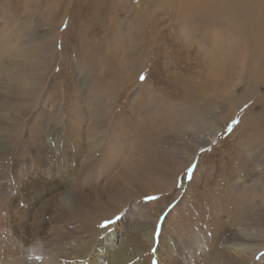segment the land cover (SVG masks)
Listing matches in <instances>:
<instances>
[{
	"label": "rangeland",
	"instance_id": "1",
	"mask_svg": "<svg viewBox=\"0 0 264 264\" xmlns=\"http://www.w3.org/2000/svg\"><path fill=\"white\" fill-rule=\"evenodd\" d=\"M93 1L0 0V264H23L15 230L21 215L9 198L34 209L55 188L42 179L63 177L60 167L74 207L34 209L28 218L51 248L70 252L112 235L102 264H264V55L254 51L249 28L237 31L247 64L226 93L236 71L225 50L208 58L203 51L197 60L191 51L190 66L172 51L217 45L210 35L199 40L201 32L231 34L238 26L233 7L257 8L264 0H212L210 9L194 0H156L149 24L160 29L145 38L126 3L113 13L124 20L96 33L104 14L92 21ZM189 6L177 21L167 10ZM214 14L221 32L212 28L219 26ZM180 34L187 42L168 46ZM216 130L199 149L200 136ZM242 137L248 145L236 150ZM105 220L112 222L100 227ZM91 253L67 260L92 264Z\"/></svg>",
	"mask_w": 264,
	"mask_h": 264
},
{
	"label": "bare ground",
	"instance_id": "2",
	"mask_svg": "<svg viewBox=\"0 0 264 264\" xmlns=\"http://www.w3.org/2000/svg\"><path fill=\"white\" fill-rule=\"evenodd\" d=\"M53 1V0H51ZM159 1V0H158ZM196 4H198V6H201L204 4V6H206L207 4V8L210 9L212 7V0H194ZM193 1V2H194ZM258 1V0H257ZM76 2V1H75ZM161 2V1H160ZM165 2V1H164ZM193 2L191 1V5H193ZM207 2V3H206ZM239 2V1H238ZM69 3V1H68ZM126 3L127 4V7L129 8H132V11H134L135 13V16L133 19H135V22H137L140 26V33L139 35L141 37H150V36H153L156 34V32H158V28L159 26H153V25H150L149 22L150 21H153L155 22V16H154V10H155V6H156V0H149V1H146V3H141V2H137L134 4L133 3V0H94L93 1V5L91 6L93 9V11H95L94 14H91V19L92 21L94 20H98L99 18V14H104L103 16H101V24L103 25L101 28H100V32L99 31H96V33H105L107 30H111V28H115L114 24L119 20H124V18H120V16L118 14H116V19L117 21H115V19L113 18V13H116V10H118V8L120 7V5ZM194 3V5H195ZM215 3V2H214ZM226 3V2H225ZM256 3V2H255ZM9 4V3H8ZM72 4V3H71ZM88 4V3H87ZM118 4V5H117ZM167 4V3H166ZM181 4V3H180ZM221 4V3H220ZM253 4V3H252ZM257 4V3H256ZM262 5L258 6L257 8L254 7V8H250V7H242L241 10H237L236 8L233 7V11H232V19L238 24L237 27H232L233 29L230 30L231 31V34H235V36H232L231 34H228V35H218L217 33L216 34H213V32H201V35H199V40H207L209 35L213 38V40L215 41L216 39H219V41H217V45H211V43L209 44H206L204 42H201L203 45H199V43H196L195 44L197 45L198 44V47H195V49H189V48H186L184 47V45H179V47L176 46V44H180V40H183L184 39V42L186 43L187 39L185 40V36H182L181 34L179 35V37L176 38V40L178 41H171V43L169 42L168 43V46H171V44H175L176 48H173L172 46V51L176 54H185L186 55H189L191 54V51H194L196 52V60L200 57H202L200 55V53H202L203 51H206L207 52V56L206 58H208V56L212 57V56H217L218 54H221L222 55V52L220 51H224V57H227L228 59L232 60L233 61V69L236 71V78L235 80L233 81L232 79H229L226 80V84H225V87H224V91H226V93H232L233 92V87L231 86H236L238 83V81L241 80V78L243 77V74H244V70L246 69V64H247V61H246V58H243V59H240L239 57V54H240V51H239V47L238 45L242 46L243 49H245V43H246V40L243 39L240 41L239 37H237V31L238 32H242V30L245 28V26L252 36L253 38V41H254V51L259 54V55H264V2L260 3ZM65 5V4H63ZM76 5V4H75ZM89 5V4H88ZM178 5V4H177ZM190 5V6H191ZM193 5V6H194ZM227 5V4H226ZM158 6V5H157ZM163 6V5H162ZM190 6L189 7H185V8H179V7H176V8H170V9H167L169 12V15L170 16H176L177 18H174L173 17V20L174 21H177V20H181L180 18L184 19L185 15H186V10L189 8L190 9ZM24 7V6H23ZM27 7V6H26ZM197 7V6H196ZM226 7V6H225ZM104 9V10H101V9ZM164 8H167V7H164ZM200 8V7H199ZM213 8V7H212ZM257 9V10H256ZM100 10L102 12H100ZM205 10V9H204ZM90 11V10H89ZM88 11V12H89ZM92 11V10H91ZM197 11V10H196ZM231 11V10H230ZM256 11V13L259 15V17L252 21L250 20V14L252 12ZM202 12V10L200 11ZM198 12V13H200ZM92 13V12H91ZM203 13V12H202ZM255 13V12H254ZM229 14V13H227ZM253 14V13H252ZM212 15V14H211ZM215 15V14H214ZM108 16H110V18H108ZM216 16V15H215ZM215 16L212 17L210 16L209 18L214 21H218L219 23V26L218 25H214L212 26V24L210 25L207 24V21H210L209 19L206 20L205 22V19H204V22L205 24L210 27L212 26L213 29L217 28V31L215 32H218V30H220L219 32H221L223 30V23L221 22V17L219 15L216 16V19H215ZM180 17V18H178ZM206 17V16H204ZM214 18V20H213ZM228 19V18H227ZM90 20V19H89ZM132 21V20H131ZM132 21L133 24H135L134 22ZM172 21V22H174ZM202 21V20H201ZM211 22V21H210ZM136 23V24H137ZM176 23V22H175ZM217 23V22H216ZM217 23V24H218ZM166 24V23H165ZM150 25V26H149ZM158 25V24H157ZM170 24L168 23L167 27L169 26ZM223 25V27H222ZM235 25V24H234ZM149 26V29H147V31H144L143 28L144 27H147L148 28ZM238 27H239V30H238ZM137 28V27H136ZM135 28V29H136ZM229 28V27H228ZM227 29V28H226ZM183 30V29H182ZM216 30V29H215ZM229 30V29H228ZM160 31V30H159ZM170 33V32H169ZM195 32H193L194 34ZM199 33V32H198ZM198 33H196L195 35H198ZM248 35V34H247ZM107 36V35H106ZM135 37H138V34H136L135 32ZM134 37V38H135ZM171 37V36H170ZM183 38V39H182ZM223 38V39H222ZM152 39V37H151ZM173 39V38H171ZM196 39V37H195ZM165 40V39H164ZM145 41V40H144ZM150 42V41H149ZM82 45V44H81ZM186 46V45H185ZM225 49H224V48ZM237 47V48H236ZM247 49H245L244 51H246ZM130 51H132L130 49ZM129 51V52H130ZM134 52V51H133ZM132 53V52H131ZM245 53V52H244ZM209 54V55H208ZM246 54V53H245ZM238 55V57H237ZM193 56V55H192ZM186 58L188 59V61H191L192 63L189 64V66L191 64H194V61H192V57L191 56H186ZM191 58V59H190ZM203 58V57H202ZM194 59V60H195ZM201 59V58H200ZM205 59V58H203ZM89 60H93V59H89ZM200 62V61H199ZM202 62V61H201ZM200 62V63H201ZM216 62V61H215ZM205 63V62H204ZM203 65V64H202ZM231 65V64H230ZM222 66V65H221ZM6 67V66H5ZM93 67V66H92ZM257 67V66H255ZM98 67L96 66V69ZM196 68V66H195ZM94 71H96L95 67L93 68ZM99 69V68H98ZM217 70V69H216ZM222 70H224V67L222 68ZM258 70V69H257ZM99 71V70H98ZM100 72V71H99ZM98 72V73H99ZM104 75V73H102ZM101 76V74H98ZM263 75H264V68H263ZM102 77V76H101ZM99 81H102V79H99ZM236 90V89H235ZM236 92V91H235ZM227 95V94H226ZM260 101V105L263 107V111H264V95L259 99ZM258 101V102H259ZM106 117V116H105ZM145 119V118H144ZM58 122V121H57ZM56 122V123H57ZM80 124V123H79ZM59 127V126H58ZM78 128V127H77ZM216 129V128H215ZM218 130L220 128H217ZM81 130V129H80ZM218 130L216 131H212L213 133L210 134V135H207V134H202L199 138L200 140V143H198V147L199 149L206 146L207 144L211 143L214 139V136L216 135V132H218ZM52 131V130H51ZM76 131V130H75ZM76 136L79 137L81 135V132L79 130H77V132H75ZM245 134V133H244ZM260 135V134H259ZM244 136V135H243ZM263 136V134H262ZM56 137V136H55ZM260 137V136H259ZM242 141L241 143H238L235 145V148L236 150L237 149H240L241 146H243L242 144H245L246 146L248 145L246 143V139H244V137H242ZM246 138V137H245ZM262 138V137H261ZM264 138V137H263ZM248 139V137H247ZM258 139V138H257ZM39 140V139H38ZM261 140V139H260ZM251 142V141H250ZM255 142V141H254ZM253 142V144H254ZM251 145V144H250ZM249 145V146H250ZM256 145V144H255ZM48 146V145H47ZM95 146V145H94ZM196 148V147H195ZM245 148V147H244ZM243 148V149H244ZM247 148V147H246ZM233 149V147H232ZM242 149V148H241ZM234 151V150H233ZM239 151V150H238ZM191 152V151H190ZM240 152V151H239ZM243 152V151H242ZM196 153V152H194ZM40 154V153H39ZM193 154V153H192ZM241 154V153H240ZM245 155V154H243ZM242 156V155H241ZM244 157V156H243ZM242 157V158H243ZM232 158V157H231ZM40 159V158H39ZM40 161V160H39ZM74 164V163H73ZM225 167V166H224ZM46 168V167H45ZM70 168V167H69ZM67 170V169H66ZM58 175H64L63 177L61 178H50V177H45L42 179V181L44 182V184H55V188L53 189H50L46 192V196L44 197V199H41L40 202H37V205L34 207V209H36L35 212H46L50 206H54V205H57V206H61V207H71L72 206V203L75 202V199L74 197H72V193L69 192V190H67V188L69 186H71L72 184L68 181V178H67V172H63L62 168L60 167L59 168V171H58ZM63 172V173H62ZM47 175H50V174H47ZM41 179V178H40ZM64 180V181H63ZM52 187V186H51ZM46 188V187H45ZM4 193V192H3ZM35 194V193H34ZM35 196V195H34ZM32 197V196H31ZM7 200V199H6ZM10 200V203H11V206L13 207L14 209V212L15 214L17 215V217H19L21 215V221L22 223H20L21 225L19 227H17L15 230H16V235L18 237V239L20 240V252H21V258L18 257V260H21L23 261V264H73V263H70L68 259H73L74 257H84L85 255H87L89 252L91 253L90 256L93 255L92 257V264H102L101 263V259L100 257L102 256L101 252L103 249L101 248H106L107 250L110 248V244L113 243V241L111 240L112 239V235H108L107 239L100 243V244H97L95 246L98 247V249L96 250H93V247L95 246H88V245H83V246H79L77 248H74L73 250H71L70 252H68L67 250H63V251H60L59 248H51L50 247V240H47L48 238V234L46 236L45 232L44 231H39V228H41V226H38L37 223H35L34 225L35 226H38L39 228L36 230V231H31L32 227L30 222H28V218L30 217L32 211L34 210L33 208H30L27 210H24L23 208L21 207H18V205L16 204L15 200L12 199V198H9ZM34 200H35V197H34ZM38 201V200H37ZM34 203V202H33ZM32 203V204H33ZM74 207V206H72ZM71 207V208H72ZM25 208V207H24ZM47 213V212H46ZM36 215V214H35ZM47 216V215H46ZM46 218V217H45ZM32 219V218H31ZM13 220V219H12ZM20 222V221H19ZM34 223V222H33ZM51 223V222H50ZM19 225V224H18ZM47 225V224H46ZM151 233V232H150ZM148 233L146 236L148 237V239L150 240L151 238V234ZM62 235V234H61ZM51 237V236H49ZM50 241V242H49ZM59 242V241H57ZM115 244V243H114ZM55 245V244H54ZM59 245V244H58ZM53 246V245H52ZM120 247V246H119ZM115 248V247H114ZM138 251H135L138 255L140 254V250L137 249ZM236 253H238L239 251H235ZM172 253V252H170ZM105 255L106 254H110L108 253V251L106 253H104ZM113 255V254H112ZM172 255V254H171ZM170 255V256H171ZM189 255V258L192 257V254H188ZM191 255V256H190ZM109 255H107L108 257ZM187 257V256H186ZM16 258V257H15ZM39 259V260H38ZM112 259V258H111ZM114 259V258H113ZM112 259V260H113ZM170 259V258H169ZM128 260H131V259H128ZM185 260V259H184ZM14 261V260H13ZM39 263H38V262ZM228 261L234 263L231 258L228 259ZM238 261V260H236ZM91 262V261H90ZM106 262V261H105ZM113 262V261H112ZM115 262L116 264H128L129 262L127 261H124L123 258H118L117 261L115 259ZM15 263V262H14ZM22 263V262H21ZM190 263V261H189ZM104 264V263H103ZM134 264H141V263H137V262H134ZM239 264V263H237Z\"/></svg>",
	"mask_w": 264,
	"mask_h": 264
},
{
	"label": "snow or ice",
	"instance_id": "3",
	"mask_svg": "<svg viewBox=\"0 0 264 264\" xmlns=\"http://www.w3.org/2000/svg\"><path fill=\"white\" fill-rule=\"evenodd\" d=\"M144 77L142 76L141 79H143ZM233 123H238V121H233ZM231 130V125H229V131ZM189 171H191V169H189ZM152 197H149V199H151ZM112 221L111 220H105L100 227H106L108 224H110Z\"/></svg>",
	"mask_w": 264,
	"mask_h": 264
}]
</instances>
